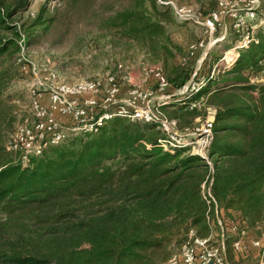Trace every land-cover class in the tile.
I'll list each match as a JSON object with an SVG mask.
<instances>
[{
  "label": "trees",
  "instance_id": "obj_1",
  "mask_svg": "<svg viewBox=\"0 0 264 264\" xmlns=\"http://www.w3.org/2000/svg\"><path fill=\"white\" fill-rule=\"evenodd\" d=\"M57 2L24 18L29 0H0V264H167L190 229L210 234L205 181L218 205L210 214L215 225L220 217L261 233L264 28L231 66L212 51L203 71L173 42L169 7L160 9L157 0ZM93 36L142 51L161 64L173 89L194 73L204 81L198 92L160 109L180 131L216 109L211 166L188 149L164 150L160 140L167 136L154 123L121 116L28 162L7 148L17 125L5 94L23 70L25 47L52 37L79 50Z\"/></svg>",
  "mask_w": 264,
  "mask_h": 264
},
{
  "label": "built area",
  "instance_id": "obj_2",
  "mask_svg": "<svg viewBox=\"0 0 264 264\" xmlns=\"http://www.w3.org/2000/svg\"><path fill=\"white\" fill-rule=\"evenodd\" d=\"M215 1L218 8L208 15H203L194 7L178 5V2L174 0H157L159 5L171 8L181 23H199L206 28V33L209 35L215 31L220 15L227 7L226 0ZM247 15L252 20L255 19V14L251 15L247 12ZM240 17L242 16L238 17L236 14L238 20ZM243 24L239 23L235 25V28L239 29ZM250 34L248 32L247 38L244 37L239 41L242 42L238 47L239 51L248 47L253 41L254 37ZM204 46L203 39L192 45L190 50L194 53ZM222 60L225 61L223 58ZM25 61L23 71L31 78V83L27 85V92L32 118L31 120L26 118L20 122L7 142V148L20 151L25 162H28L30 155L39 156L46 148L61 145L80 133H96L106 121L114 116H121L157 125L167 136L160 140L164 150L175 152L176 149H188L191 154L203 157L210 166L212 165L209 152L215 136L216 109L209 108L203 120L198 121L200 120L198 119L192 128L180 131L177 121L170 119L160 109L161 105L169 104L177 99L175 97L177 95L168 94L171 87L160 64L145 65L148 83L153 90L148 92L134 89L132 96L129 92L133 103L119 107L122 89L117 84L114 74L109 73L104 78L66 82L50 62L40 64L27 59ZM230 61L234 63L236 59ZM225 63L228 66L233 64L227 61ZM118 69L123 70L125 67L119 64ZM105 83H107L106 88ZM203 84L204 82H199L194 73L183 87L191 86V93H195ZM153 94L159 96L158 102L150 104L148 101ZM135 102L143 106H137ZM212 111H215L214 116L210 118ZM202 193L209 205L207 219L210 224V234L207 237H200L194 229H190L188 238L181 246L179 253L167 264H236L226 258L227 243L230 238H233L232 248L235 252L244 255V258L252 255L256 264H264V230L260 233L258 229H249L246 225L225 221L220 217L217 218L215 225L210 214L213 210L212 204L215 205L216 213L218 205L207 181L202 184Z\"/></svg>",
  "mask_w": 264,
  "mask_h": 264
},
{
  "label": "rangeland",
  "instance_id": "obj_3",
  "mask_svg": "<svg viewBox=\"0 0 264 264\" xmlns=\"http://www.w3.org/2000/svg\"><path fill=\"white\" fill-rule=\"evenodd\" d=\"M60 1V0H59ZM178 5L194 7L197 12L207 14L210 9L216 7L215 0H174ZM48 2L51 6L57 5V0H29L27 10L24 11V18L28 16L34 17L40 6ZM227 7L220 15L219 24L215 31L209 35L206 28L196 22L181 23L175 16L174 11L169 8L172 21L167 23V30L173 39V42L181 46L183 49L191 52L190 60L198 68L203 67V71L208 70L210 63L209 53L216 52L217 56L223 54L225 61L233 63L232 59H237L239 54V42L244 37L247 38L248 32L254 37L260 28H264V0H226ZM158 3V2H157ZM160 9H163L159 5ZM249 14H255V19H251ZM237 16H242L238 20ZM244 23L239 29L235 25ZM251 29L250 31L248 29ZM11 35V34H8ZM247 35V36H246ZM109 38H97V36L89 37L84 42L78 44L80 49L73 46L71 42H65L60 45L55 44V39L43 38L40 43L25 47L23 51L27 60L34 63L50 62L58 71L61 78L66 82H74L78 80L95 79L114 74L117 78V84L121 87L119 99L120 106L133 103L130 96L134 89H142L150 92L153 88L148 83V75L145 65L151 63L142 51L131 48L128 45L110 47ZM205 40V46L197 49L194 53L190 50L192 45L197 44L200 40ZM54 42V43H53ZM250 45V44H249ZM231 48L226 50V47ZM22 55V54H21ZM19 55V56H21ZM145 63V64H144ZM207 63V64H206ZM122 64L125 69L119 70L118 65ZM161 65V64H160ZM125 76V78H123ZM30 76L25 73L19 66L18 76L13 79L6 90L5 97L9 105H12L13 115L15 118L14 125H18L22 120L30 118L31 111L29 109L28 100V83H31ZM202 81V80H201ZM200 82V81H199ZM204 82V81H203ZM260 82V80H257ZM107 83H105V88ZM192 91L191 86L181 89L170 88L168 94L177 95V99H184ZM130 92V96H129ZM185 93V94H182ZM159 96L153 94L149 99V103L158 102ZM137 106H143L135 102ZM114 109V108H113ZM212 111L209 116H214ZM26 117V118H24ZM203 118H199L201 121ZM17 127V126H16ZM65 141L64 143H67ZM193 150V149H192ZM196 150V149H194ZM181 248H179L178 252ZM244 256V255H243ZM241 253H237L232 248L226 250V258L236 264H256L252 255L244 258Z\"/></svg>",
  "mask_w": 264,
  "mask_h": 264
},
{
  "label": "crops",
  "instance_id": "obj_4",
  "mask_svg": "<svg viewBox=\"0 0 264 264\" xmlns=\"http://www.w3.org/2000/svg\"><path fill=\"white\" fill-rule=\"evenodd\" d=\"M199 119V118H198Z\"/></svg>",
  "mask_w": 264,
  "mask_h": 264
}]
</instances>
